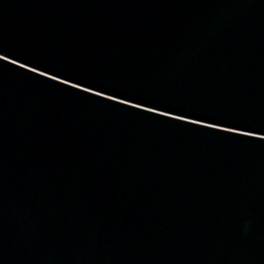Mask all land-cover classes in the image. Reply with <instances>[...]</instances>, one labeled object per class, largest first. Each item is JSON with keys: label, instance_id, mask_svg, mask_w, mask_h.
Instances as JSON below:
<instances>
[{"label": "water", "instance_id": "water-1", "mask_svg": "<svg viewBox=\"0 0 264 264\" xmlns=\"http://www.w3.org/2000/svg\"><path fill=\"white\" fill-rule=\"evenodd\" d=\"M0 264H264V0H0Z\"/></svg>", "mask_w": 264, "mask_h": 264}]
</instances>
